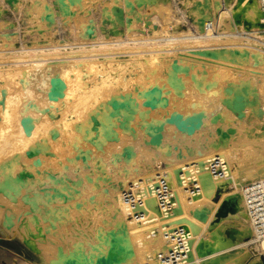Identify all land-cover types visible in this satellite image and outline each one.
Returning <instances> with one entry per match:
<instances>
[{"label":"bare ground","instance_id":"6f19581e","mask_svg":"<svg viewBox=\"0 0 264 264\" xmlns=\"http://www.w3.org/2000/svg\"><path fill=\"white\" fill-rule=\"evenodd\" d=\"M50 1L48 3H50ZM81 1L82 0H61V10L63 9L68 14V12L72 10V7H69L68 4L71 2L73 4L74 2L79 3L77 6V8H79L81 7L79 5L82 4ZM133 1H135L137 7L152 4L157 7L160 14L163 13L166 15L169 12V8L166 5L167 0H124V9L123 7L119 9L116 8L115 11L104 9L103 11H106L104 15L108 16L109 19L111 18V20L115 15L116 21L121 22V17H123L125 13L128 14L126 7L131 8ZM178 1L186 2L190 7V13L195 17V23L198 22V30L202 32V35L196 36L198 38H211L213 35L217 34H215V24L217 25L219 23L224 14L223 12L231 16L233 25H245L258 30L264 29V10L261 8V0ZM231 2H234V4H232L233 6L231 5L226 9L224 6L229 5ZM55 3H57V1ZM45 4L48 6L51 3ZM213 8L216 10L215 16H213L214 20L212 17H208L209 11ZM47 9H49V6ZM50 10H52V8ZM123 10L125 11L123 12ZM49 12L51 13V11ZM121 14L123 15L121 16ZM47 16L48 14L46 17ZM50 19L48 20L50 21ZM64 19L66 20V18ZM51 20H53V18ZM51 22L52 21L48 23L50 24ZM61 24H63V22ZM62 26H64V24ZM207 26H210L209 30H207ZM89 36L90 35H88V37ZM86 37L87 36H85V38ZM258 46L264 49L262 45ZM212 55L213 54L208 50H202L196 55L197 57H194V54L190 53H181V55H177L176 53L153 54L149 57H145L141 59L139 64L141 68V78L137 83V90L130 91L127 87V91H125L123 97L117 96L121 98L112 100V97V99H109L112 101L111 103L109 102L111 105L106 108V111L110 110V112L108 111L109 113L106 112V114H104L113 119V116H120L116 115V111L121 109L123 111L121 114L123 116V129L128 131L136 127L135 129H140L141 131L145 130L149 138V148L152 150L150 158H155V160L159 162L164 161V165L159 166L158 173H152L151 164L148 168L142 169L140 173H136L133 167L135 166L133 162H135L136 157L131 155L132 152L130 149L126 148L124 149L126 153L124 155L121 154V157L118 159L120 167L117 169V177L113 176L114 178L109 177L108 171L106 172L105 170V165L106 160L109 161L111 159L112 162H115V158H118V156L115 155L119 152L113 149L109 150L107 147L105 150L103 147L105 143L103 142L104 140L106 141V139L104 137L102 139L99 137V141H97L94 135H90L91 132L84 135L86 133L84 130V134L80 131L79 134L76 133L77 135L74 133L76 130L74 132L71 131L74 135L65 130L56 131L57 128L56 130L54 129V124H52V120H49L48 116L46 119L43 118L44 120L42 121L41 118L43 116H39L41 110L49 104V98H57L60 93H65L63 87L69 83L68 79L71 76L68 79L63 76L67 75L71 66H67V68H63L61 71L59 70L60 72L56 74L57 79L54 78V81H50V73L49 75L47 74L50 79L48 77L39 79L40 75L36 74L37 72L28 74V70H26V72L22 71L24 73H20L22 76L17 81H19L21 86L18 87H21L28 97V104L25 105V102L21 110L24 109V113L23 111L22 113L25 117L27 116L33 119V124L37 126L30 127L27 130V135L26 132L24 133L23 131H21L23 133L20 134L26 135V141L21 139L23 142L22 148L26 149L25 151L28 152L30 157L27 162L21 160L22 162H26V164L28 163L26 175L20 173L23 164H18L19 166H17L19 168L20 166L22 167L20 169L17 168L19 169L18 173L23 174L24 177L26 176V184L28 186L21 182V184H24V187H27L23 190L25 197H22L23 199L19 203L18 208L17 203L14 207L17 209L15 213L20 212L22 213L19 214L21 217L24 214L25 216L20 222L15 217L16 221L14 220L13 222L15 225L11 223L12 225L9 224L8 228L10 226L11 228L14 227L18 236H20V239L25 242L28 248L36 254H40L39 258H41L42 262L45 264H160V257L168 249L165 235L173 227L183 226L187 230L190 238L189 247L191 263L263 264L261 250L260 247L257 246L253 247L254 250H256L254 252H257L259 256L257 258L253 257V259L249 261L246 260L249 251L248 246L251 244V240L246 243H243L242 240L248 236L251 237L252 233L245 214L242 189L246 183L249 184L264 179V81L262 82L261 89H258L262 90L263 93L261 91L257 92L252 86L256 78H263L264 76V57H260L258 53H251L248 62L250 61L251 68L254 67V69H251L250 73L245 78L247 81H242L243 79L240 80L237 78H231L232 80L227 79L225 76L226 72L223 73L225 69L223 70L222 68L223 71H221V73L218 72L217 69L212 74L208 72L211 68L208 69L207 66L210 67L208 64H213V60L210 59L212 57L214 58L215 54ZM67 63L68 62H62L60 64L66 65ZM57 64L58 63H55L56 66ZM69 64L74 63L70 61ZM137 64L138 63H135L133 67ZM41 66L42 64L37 62L31 64V68H27H34L33 70L39 71ZM112 67L114 66L112 65ZM107 69L109 71L111 70L109 64L108 68H103L95 72L96 78L92 80H99V76L106 73ZM206 73L208 74L207 76ZM53 76L55 75L53 74ZM232 76L233 75H230V77ZM32 78H35L34 85L32 84ZM104 79L102 78V80ZM80 84L81 83H79V85ZM81 89L82 87L80 86L79 91ZM193 93L198 97L197 99H199V101L197 100L194 103L186 102V105H180V103H182V101L179 100L180 97H187L188 99V96L191 94L193 95ZM15 95L21 96L16 93ZM119 95H121V93ZM22 97H24V95ZM17 98L20 99L21 97ZM70 98L72 99V97ZM59 99L62 101L61 98ZM24 100L26 99L24 98ZM54 100L55 99H53V101ZM20 101L21 100H19V102ZM19 102H16V104L18 105ZM67 102L69 103V101ZM9 104L10 103L7 102L6 106ZM99 104H97V106ZM71 105L75 104L72 102ZM101 105L99 107H101ZM48 106H50V104ZM58 106L60 107V105ZM75 108L76 107H74V109ZM97 108L95 107L97 111H101ZM13 109L16 110L15 107H13ZM1 110L3 111V109ZM71 110L70 112H73ZM4 111L3 113H5ZM65 111L68 113V110ZM115 112L116 114H110ZM6 114L8 115V112ZM73 114L71 116H73ZM90 114L92 116L93 113ZM38 116L41 117L40 120H38ZM82 116H84V114ZM2 117H0L1 121L3 119ZM100 117L102 116H99V118ZM10 118H12V115ZM135 119L139 120L136 121ZM91 120L93 122L95 119L93 120L92 118ZM110 120H108V125H105L108 126V130L113 125L109 122ZM86 121L87 120H84L85 123ZM114 121H116V119ZM119 121L122 122L121 120ZM61 122L64 123L63 119L60 123ZM92 122L90 121V123ZM13 123L15 122L13 121ZM56 123L57 122H55V124ZM76 123L77 121L74 124ZM88 123H86V127ZM104 124H106V122ZM122 125L119 127H122ZM14 126L16 127V125ZM14 126L12 130L9 129V132L14 130ZM62 126H65V124ZM83 126L85 127V125ZM115 128L117 127H114L116 132ZM78 129L76 132H79ZM112 129L113 128H111V130ZM163 129H168L171 132V137L170 139H166V142H163L161 138ZM17 130L18 129L15 131ZM72 130H74V128ZM85 130L87 129L85 128ZM103 131H105V129ZM201 131L203 134L205 133L202 140L203 143L201 142L202 145H199L200 142H198L197 147L195 144L196 142L193 144V139L190 136L193 133H200ZM16 134L19 133L17 132ZM8 136L10 135L8 134ZM186 138H188V140ZM3 141L6 140L4 139ZM75 141L74 148L69 152L70 156L67 155L68 153L64 154L65 149L69 151L66 145ZM170 143H174L172 145L180 148L177 154H173L169 151ZM61 145H63L62 151L60 149V152L56 153L55 150L60 148ZM79 145H81V147H79ZM1 146L3 145L1 144ZM53 148H55L54 153H56L53 154L60 156L56 159L57 156L54 157L53 155V160H51L49 155H51L50 152H52ZM0 151L2 152L3 150L0 148ZM245 151L248 153V159H244L245 157L243 154ZM23 152L20 153L25 154V152ZM11 155L14 154L11 153ZM20 156L18 157L19 159H21ZM214 157H218L226 163V179H214L208 173L206 168L207 162ZM25 159L27 158H24V160ZM10 161L14 162L11 159ZM7 168H9V166H7ZM12 169H14V167H12ZM25 169L23 168L24 171H26ZM7 171H5V173L10 172ZM15 172L13 173L14 176ZM10 173L12 174V172ZM111 174L113 173H110V175ZM158 175L165 177L173 198L172 205L174 206V210L172 209L173 211L166 214L161 213L157 208L154 195V187ZM22 176L20 175V177ZM8 179V181L11 180L10 175ZM14 179L16 178L14 177ZM20 179L22 178H18L16 181ZM8 181L5 182L11 183V185L9 184V186H7V184L3 182L2 186H7L12 190V182ZM11 181L14 182L13 178ZM187 181H189L191 185L188 186L189 190L185 191L184 187ZM128 183H130L129 186H127ZM2 186L0 184L1 188H3ZM7 187L4 188L5 192ZM121 187L133 191L140 203V211L145 216V221L143 223L128 221V216L132 210L122 199L123 192H120ZM21 188L20 186V189ZM228 188H234L235 191L227 193L226 190H228ZM0 190L1 192L3 191L2 189ZM11 190L8 189L7 192ZM190 190H192V192H190ZM16 191H18V189ZM12 193L15 195L17 194L14 192ZM20 193H22V191ZM13 194H11V196ZM6 195L7 194H5V196ZM217 197H220V199L215 202L214 200ZM0 198L2 197L0 196ZM17 202H19V200H17ZM13 215L15 216L17 214ZM9 218L11 219V217ZM227 219L230 220L228 223H231L230 225L233 226L229 228L232 233L231 239L226 237L225 233L227 231L224 233L225 226L222 225V222H226ZM8 221L9 219L7 222ZM228 223H226V225ZM157 225L158 228H156ZM102 226H104L103 230Z\"/></svg>","mask_w":264,"mask_h":264},{"label":"rangeland","instance_id":"374dc122","mask_svg":"<svg viewBox=\"0 0 264 264\" xmlns=\"http://www.w3.org/2000/svg\"><path fill=\"white\" fill-rule=\"evenodd\" d=\"M49 1L50 0H0V117H2L3 114L6 115V116L3 115V117H2L3 119L1 118L2 121L0 120V130H1L0 131V135H1L0 136V148H1V150H3L2 152L0 151V165L3 163L0 166V168H1L0 169V184L2 186V184L4 182V184L6 183L7 186H9V184L11 185V183L5 182V181L9 180L8 179L9 175H10V179L12 180V178H13V180L15 182L14 183L11 180L8 181V182H12V186H13L12 190L7 186H2L3 188L0 187V189L3 190L2 192L0 190V196L2 197V198H0V264H42V263L45 264L44 262H42L41 258H39L40 254H36L35 252H33L30 248H28V246L25 244V242L20 239V236H18V233L14 227L11 228V226H10L9 227L10 229L8 228L9 224L13 223L16 218L20 222L21 219L24 218V216H25V214H24L21 217L19 214H22V213H20V212L15 213V212H17V209H15V207H14V206H16V203L18 205L17 208L19 207V203L23 199L22 197H25L23 190L25 188H27L26 186L24 187V184H21V182L25 183V184L27 183L26 176L24 177V175H26L25 173H27V170H28V166H27L28 163L26 164V162H27V160H29L30 156H29L28 152L25 151L26 149L22 148V146H23L22 140L26 141L27 130L30 127L37 126L36 124L35 125L33 124V119H30V117H27V116L25 117V115L23 114L24 109L21 110L22 106L25 104V102H26L25 105L28 104L27 95L24 93V91L21 87H18V86H21L19 81H17V80H19V78L22 76L20 73H24L22 71L26 72V70H28V74H34L37 72L36 74L40 75L39 79H41L42 77H48L47 74L49 75V73H50L49 76L51 79L49 77L48 78L50 79V81L51 80L54 81L55 79H57V76H56L57 73H59L63 68H67V66H71V69H70V71H68L67 75L63 76L64 78H67V79L71 76L68 79L69 83L66 85L67 87L65 86L67 89L65 87H63L65 93L64 92L60 93L59 97H57V98L56 97L55 98H49L48 99V100H50L49 104H50V106H53V107H50V106H48L49 104H47L46 105L47 107L45 106L44 108L48 109L49 111H51V108H52L53 112L52 111L49 112L48 110L43 108L44 111L41 110V112L39 114V116L41 115V117L42 116L43 117L41 118L38 116V120H40V118H41V121H42V120H44L43 118L46 119V117L48 116L49 120H52L51 122H52V124H54V129L56 130V128H57L56 131L65 130L67 132H71V131L74 132L75 130L77 131V129L79 128L78 129L79 132H76V131L74 132L75 135L79 134L80 131H82L83 134L86 132L84 135H87L88 133L91 132L90 135L91 136L94 135V138L95 139L97 138V141H99L98 140L99 137H100V139H102L104 137L106 139V141L104 140V142H103V143H105V144H103L104 149L106 150L108 148L109 150L113 149V150H117L119 152L115 155V156H118V158L116 157L117 161H116V158H115V162H112L111 159L110 160L108 159L109 161L106 160V165H105V170H106V172L108 171L109 177L114 178V177H117V174H118L117 169L120 167L119 166L120 163L118 162V159H119V157H121V154L124 155L126 153L125 152L126 150H124L126 148L130 149V151L132 152L131 155H134L136 157L135 162H133V165H135V166L132 165L134 167V169H135L134 171H136V173H140V171L142 169L148 168L150 164L152 166V169H151L152 173H158L159 172V170H158L159 166L164 165L163 164L164 161L159 162V161H156L155 158H150V154L152 153V150L149 148V145H150L149 144V138L147 137L145 130L141 131L140 129L139 130L135 129L136 127L134 129H130L128 131L126 129H123V125H124L123 124V116L121 115L123 113V111L121 109H120L121 111L120 110L116 111L117 114H116V112L110 113V114L120 115V116H113L112 117L113 119H111L110 117H107L105 115L106 112H108V111L110 112V110L106 111L107 110L106 108L111 105L110 104L111 101L115 100V98L120 99L121 97H123V95L125 94V91H127V87L130 89V91H136L137 90L136 89L137 83L141 78V73H140L141 68L139 65L141 59H143L145 57H149L150 55H153V54H169V53H176L177 55H181V53H185V54L190 53V54H194V57H195L196 55L199 54L200 51L208 50L213 55L215 54L214 55L215 59L213 57L210 59V60H213V64H208V65H210V67L207 66L208 69L211 68L208 70V72H210L212 74L217 69V71L221 73V71H223L225 69L223 71V73L226 72L225 76L227 77V79L232 80V79L237 78L240 80L243 79L242 81H244L245 78L250 73L251 69H254V67L251 68L250 61L248 62V60L250 59L249 57H251V53L252 52L258 53L260 55V57H262V58L264 57L263 56L264 55V49L261 47L259 48V46H258V45H262L264 47V29L258 30L256 28H252V27L245 26V25H239V26L233 25V21H232L231 16L229 14H226V12H223L224 14L221 17L219 23L217 25L215 24V26H216L215 27V30H216L215 34L216 33L217 34L213 35L212 36L213 38L212 37L211 38L210 37L198 38V37H196L197 35H200V34L202 35V32H199L198 27H197L198 22L195 23V21H194L195 17L190 13L191 12L190 7L187 5V3L186 2H180L178 0H167L166 5L169 8V12L166 15H164L163 13L160 14L157 7H155L152 4L151 5L148 4L147 6L143 5V6L137 7V5H135V1H133L131 8L126 7V9L128 10V14L127 13H125L126 15L124 13H123L124 15L121 14V16L123 15V17H121L122 18L121 22L116 21L115 15L113 16L112 20H111V18L109 19L108 16L104 15V12H106V11H103V10L108 9L110 11H112V10L115 11L116 8H118V9L120 7L122 8L124 6V0H82L81 1L82 4L79 5L82 8L81 7L77 8L79 3L74 2V4H73L71 2L68 4V6L72 7L71 8L72 10L70 9L71 11L68 12V14L63 9L61 10V0H51L50 3L52 5L50 3H48ZM56 1H57V3H55ZM45 3L50 4V5H48L49 9H47L48 6H46ZM70 4H71V6H70ZM232 4H234V2H231L229 5H225L224 7H226V9H228ZM52 6H55V7H52ZM51 8L53 11L50 10ZM56 8H57V10H56ZM54 9H55V11H54ZM123 9H124V7H123ZM48 10L51 11L52 14ZM56 11H58V12H56ZM74 11L75 12L77 11V12L75 13ZM82 11H84V12H82ZM124 11L125 10H123V12ZM215 11L216 10L214 8L211 9L208 13V17H212V19L214 20L213 16H215L214 15ZM61 12H63V13H61ZM79 12H81V13H79ZM85 13L86 14L88 13V14L86 15ZM47 14H48V16L46 17ZM73 14L75 15V17ZM78 14H81V15H78ZM46 18H48V19L53 18V20L50 19V21H52V22L49 24L48 22H50V21ZM64 18H66L67 22ZM83 18H85V19H83ZM62 19H63V21H62ZM46 20H48V21H46ZM70 20H71V22H70ZM62 22H63L64 26H62L63 25V24H61ZM67 23H68V26H67ZM82 23H83V25H82ZM65 26H67V27H65ZM80 26L82 29L80 28ZM75 27H77V28H75ZM67 28H69V29H67ZM89 28L91 29V31ZM68 30H71L72 32L68 31ZM73 32H74V34H73ZM81 35H82L83 39H82ZM88 35H90V36L88 37ZM85 36H87V37L85 38ZM247 41H249V42H247ZM256 49H258V50H256ZM252 50H254V51H252ZM261 53H263V54H261ZM70 61H72L74 64H69ZM74 61H76V62H74ZM107 61H109L110 63ZM37 62L42 64L41 68H39V71L33 70L34 68H32V69L27 68V67H30L31 64H34ZM62 62H68V63L66 65L60 64ZM55 63H58L57 64L58 67L55 65ZM135 63H138V64L133 67V65H135ZM79 64H81V65H79ZM108 64H109V67L111 68V70L109 71L107 69L106 73H103L102 76H99V80L96 79V81H93L92 79L96 78L95 72H97L103 68H108ZM61 65H63V66H61ZM99 65H100V67H99ZM112 65L114 67H112ZM214 66H216V67H214ZM23 67H24V69H23ZM217 67H219V68H217ZM76 69H78V70H76ZM56 70H58V71H56ZM3 71H4V73H3ZM9 71H10V73H9ZM80 72H81V74L82 73L83 74L81 75ZM86 72H87V74H86ZM52 73L55 76H53ZM3 75H4V77H3ZM207 75L208 74L206 73V76ZM230 75H233L234 78H233V76L230 77ZM262 76H263V74H262ZM204 77H205V74H204ZM73 78H74V80H73ZM102 78L103 79L106 78V79L102 80ZM34 79L35 78H32V84L33 85L35 84ZM73 81H74V83H73ZM245 81H247V80H245ZM263 81H264V76H263V78L258 77L255 79L254 84L252 86L255 88V90H257V92L261 91L263 93L262 90H258V89H261ZM79 83H81V84L79 85ZM70 85H71V87H70ZM74 85H75V87H74ZM76 85H78V86H76ZM80 86L82 87V89L79 91ZM73 91H74V94H73ZM15 93L20 94L21 96H19V95L17 96V95H15ZM120 93H121V95H119ZM23 95H24V97H22ZM75 95H76V97H75ZM193 95L191 94L190 96H188V99H187V97H180L179 100L182 101V103H180V105L181 104L186 105V102L194 103L197 100L199 101V99H197L198 97L194 93H193ZM12 96H14V97H12ZM117 96H121V97H117ZM17 97H21V98L19 99ZM70 97H72L73 100ZM112 97H113V99H112ZM24 98L26 100H24ZM59 98H61L62 101ZM53 99H55V100L53 101ZM109 99H112V100H109ZM185 99H186V101H185ZM19 100H21V101L19 102ZM22 100H23V102H22ZM51 101H52V104H51ZM67 101H69V103ZM71 101L75 105H71L72 104ZM107 101H108V103H107ZM7 102L10 103L8 106H6ZM16 102L17 103L19 102V104H18L19 107L16 104ZM55 102L58 105H60V107ZM99 102H100V104H99ZM11 103H13V104H11ZM96 103L99 105L97 106ZM106 104H107V106H106ZM100 105H101V107H99ZM54 106H55V109H54ZM73 106L76 108L74 109ZM13 107H15L16 110H14ZM95 107L96 108L98 107L97 109H100L101 111H99V110L97 111L95 109ZM1 109H3V111L5 110L4 111L5 113H3V111ZM9 110H10V112H9ZM65 110H68V113H66ZM70 110L73 112H70ZM22 111H23V113H22ZM90 111H94V112H90ZM95 111L97 112V115H96ZM7 112H8V115L6 114ZM42 112H44V113H42ZM61 112H62V114L64 113L67 115L63 114V116H62ZM80 112H82V113H80ZM77 113H78V115H77ZM90 113H93L92 116ZM10 114L12 115V118H10L11 117ZM44 114H46V115H44ZM72 114H73V116H71ZM79 114H81V115H79ZM83 114H84V116H82ZM102 114H104V115H102ZM57 116H58V118H57ZM79 116H80V118H79ZM95 116H96V118H95ZM99 116H102V117L99 118ZM53 117H55V118H53ZM115 117H117V118H115ZM15 118L17 121L15 120ZM89 118H91V119L93 118V120L94 119L95 120L92 122V120ZM11 119H14V120H11ZM24 119H26V120H24ZM28 119H30V120H28ZM62 119H63L64 123H62V122L60 123V121ZM78 119H80V120H78ZM115 119H116V121H114ZM18 120H19V122H18ZM58 120H59V122H58ZM84 120H87L86 123L89 122L88 126L90 124V126H89L90 128L88 126L86 127L87 124L84 122ZM105 120H107V121H105ZM108 120H110L109 122H111L113 124L109 128V130L107 129L108 126H105V125H108ZM119 120H121L122 122H120ZM135 120L138 121L139 119L138 120L135 119ZM13 121L15 123H13ZM53 121H55L57 123L55 124V122H53ZM76 121H77V123L74 124ZM90 121L92 123H90ZM98 121H100L101 123ZM17 122H18V124H17ZM70 122H71V124H70ZM72 122H74V123H72ZM105 122H106V124H104ZM114 122H116L117 124ZM10 123H12V124H10ZM119 123H121V124H119ZM24 124L27 126V128ZM64 124H65V126H62ZM82 124L85 125V127ZM94 124H96L97 126ZM114 124H116L117 126ZM3 125H5V126H3ZM14 125H16V127ZM70 125L72 128L70 127ZM91 125H92V128H91ZM121 125H122V127H119ZM6 126L9 128H7ZM13 126H14V130L9 132V129L12 130ZM76 126H79V127H76ZM93 126H96L97 128L93 127ZM21 127H22V130H21ZM114 127H117V128H115L116 132L114 130ZM15 128L18 130L15 131L16 130ZM73 128H74V130H72ZM85 128L87 130H85ZM111 128H113V129L111 130ZM98 129H99V131H98ZM104 129H105V131H103ZM119 130L121 131V133ZM21 131H23L24 133L26 132V135L25 134L20 135L23 133ZM11 132L13 133V135ZM17 132L19 134H16ZM73 132H71V133L73 134ZM127 132H129V133H127ZM107 133H108V135H107ZM8 134L11 137L8 136ZM204 134L202 131L200 133H193L190 136L193 139L192 140L193 144H194V142H196L195 144L198 147L197 144H198V142H200L199 145H202V143H203L202 140L204 138ZM4 135H5V138H4ZM24 135H25V137H24ZM170 137H171L170 130L163 129V133L161 135L162 141L166 142V139H170ZM90 138H92V137H90ZM4 139L6 141H3ZM186 139L188 140V138H186ZM8 142H9V144H8ZM75 143H76V141L73 143L70 142L69 145L67 144L66 146L69 149V151L67 149H65L64 154L68 153L67 155L70 156L69 152L71 151V149L74 148ZM1 144L3 146H1ZM70 144H73V145H70ZM172 144H174V143L169 144V146H170L169 151L172 152L173 154H177L179 152L180 148L178 146H175ZM10 145H11V148L12 147H14V148L11 149ZM5 146H7V147H5ZM62 147H63V145H61V147L57 148L56 150H55V148H53L52 152H50L51 155H49L51 160H53L52 158H53L54 154H56L57 152H60L59 151L60 149L62 151ZM64 147H65V145H64ZM79 147H81V145H79ZM122 149H123V151H122ZM5 150H8V151H5ZM22 150L25 152V154L20 153V152H23ZM54 150L56 151V153H54L55 152ZM16 152L19 156L22 155V156H20L21 159L18 158L19 156L16 154ZM11 153H13L14 155H11ZM243 155L245 157L244 159H248V153L246 151L244 152ZM10 156H11V158H10ZM56 156L57 155H54V157H56ZM59 156H57L56 159H58ZM68 156H66V157H68ZM23 157L27 158V159L24 160ZM66 157H64V158H66ZM16 158H17V160H16ZM10 159L13 160L14 162L10 161ZM7 160L10 162H8ZM21 160L26 161V162H22ZM16 162H18V163H16ZM20 162H22V163H20ZM8 163H10L11 165ZM18 164L19 165L23 164L22 166L24 169L27 167L25 169L26 171H24L23 168H21L22 166H20V168H21L20 169L18 167L19 166ZM2 166L4 169L2 168ZM7 166H9V168H7ZM106 166H108V167H106ZM12 167H14V169H12ZM17 167L20 169V173H24V175L18 173L19 169ZM4 170L10 171V172H12V174L10 172L5 173ZM15 171H17V172H15ZM14 172H15V176L13 175ZM109 172L113 173V174L110 175ZM20 175L21 176L23 175V176L20 177ZM14 177L16 179H18V178H22V179L16 181V179H14ZM23 177H24V179H23ZM3 180H5V181H3ZM23 180L26 182H24ZM246 184H248V183H246ZM129 185H130V183L127 184V186H129ZM189 185H191V183L189 181H187L186 185L184 187L185 191L189 190V187H188ZM20 186L22 187L21 189H20ZM5 187H7L6 192L4 189ZM15 187H17V188H15ZM8 189L11 191L7 192ZM17 189H18V191H16ZM125 190H126V188L123 189L121 187L120 192H123ZM21 191H22V193H20ZM231 191L234 192L235 189L234 188H228V190H226L227 193H230ZM12 192L17 193V194L15 195ZM190 192H192V190H190ZM5 194H7V195L5 196ZM11 194H13L12 195L13 197L11 196ZM219 199H220V197H217L214 201L217 202ZM17 200H19V202H17ZM9 201H11V202H9ZM23 204L26 205L25 203H23ZM9 205H10V207H9ZM173 210H174V206H173ZM173 210H171V211H173ZM13 214H17V215L14 216ZM9 217H11V219ZM7 218L9 219L8 222H7V220H8ZM11 220H12V222H11ZM128 221H130V220L128 219ZM229 221L230 220L227 219L226 222H222L223 224L222 223L221 224L223 226H225L224 233L227 231L225 233L226 237L231 239L232 233H231V229H229V228H232L233 226L230 225L231 223H228ZM6 222H7V224H6ZM226 223H228V224L226 225ZM227 226H228V228H227ZM17 227H18V225H17ZM103 228H104V226H102V230H103ZM156 228H158V225L156 226ZM165 229H166V227H165ZM248 240H249V236L246 237L245 239H243L242 242L246 243V242H248ZM248 249H249V251H248V254L246 257L247 261L253 259V257L257 258L259 256L257 254V252H254L256 250H254L253 246H248ZM158 259H159V257H158Z\"/></svg>","mask_w":264,"mask_h":264},{"label":"built area","instance_id":"2783aa9c","mask_svg":"<svg viewBox=\"0 0 264 264\" xmlns=\"http://www.w3.org/2000/svg\"><path fill=\"white\" fill-rule=\"evenodd\" d=\"M261 8L264 10V0H261ZM210 26H207V30ZM207 171L214 179L223 180L227 177L226 163L214 157L207 162ZM154 195L157 208L161 213H169L173 209L172 194L164 176L156 177ZM122 199L130 206L132 212L128 216L130 221L143 223L144 214L140 211V203L131 189L123 191ZM242 199L245 214L251 229L249 246L260 247L261 259L264 264V179L246 184L242 189ZM189 234L183 226H175L165 235L168 245L167 251L160 257V264H194L190 262Z\"/></svg>","mask_w":264,"mask_h":264}]
</instances>
